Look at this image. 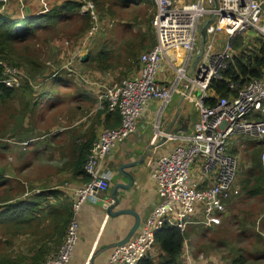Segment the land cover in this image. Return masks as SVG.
<instances>
[{
  "label": "built area",
  "instance_id": "obj_1",
  "mask_svg": "<svg viewBox=\"0 0 264 264\" xmlns=\"http://www.w3.org/2000/svg\"><path fill=\"white\" fill-rule=\"evenodd\" d=\"M68 1L80 2L82 15L90 18L85 43L109 26L108 22L105 26L100 22L93 1ZM150 2L155 7L152 22L155 45L141 53L138 70L119 84L104 88V93L99 95V100L107 103L109 113H118L120 125L102 128L91 144L83 164L88 183L61 187L71 202L73 218L62 244L43 264L70 263L78 243L79 225L75 215L89 199H99L108 192L111 177L110 173L100 172L101 163L135 132L136 122L144 115L149 102L158 104L153 127L155 138L175 146L150 169L159 203L146 216L140 231L127 244L116 247L106 264H139L153 254L155 236L167 227L184 234L197 227L211 228L216 223L213 216L226 213V202L233 195L238 164L229 151L230 140L247 137L264 146V70L260 78L250 79L242 87L230 84L234 95L216 98L214 104H208L212 97L209 85L212 80H222L221 71L233 60L235 40L241 39L247 47L255 39L264 42V0ZM211 20L205 30L204 55L193 72V61L199 54V28ZM218 40L222 43L216 51ZM163 63L174 71V78L167 86L156 82ZM19 80L16 70L0 60V84L14 89ZM183 82L185 89L181 92ZM175 94L192 103L198 112V123L191 133L160 129L162 114ZM260 161L264 168V154ZM185 245L180 264H192Z\"/></svg>",
  "mask_w": 264,
  "mask_h": 264
},
{
  "label": "trees",
  "instance_id": "obj_2",
  "mask_svg": "<svg viewBox=\"0 0 264 264\" xmlns=\"http://www.w3.org/2000/svg\"><path fill=\"white\" fill-rule=\"evenodd\" d=\"M3 1L5 0H0V10ZM92 1L96 2L97 5H101L100 0ZM109 1V17L120 20L122 14L123 16L127 15L130 16L129 20L133 25L138 22L139 17L136 12L138 7L144 5L147 9H151V13L154 10L153 4L148 0ZM79 9L80 5L72 1L59 7H53L50 11L36 16L16 18L15 15L0 12V55H3L15 44L35 38L39 33L55 32L60 24L71 19L78 18L87 21L78 14ZM111 18L110 20L114 22ZM87 26L86 24L84 28ZM138 32H140V29H138ZM137 33L136 35L133 31L130 33L131 36L136 38L125 43L124 48L128 49L125 57L115 53V48L109 45L94 55L89 53L83 64L91 66L94 71L107 73L113 68L126 63V72L129 71L126 76L134 73L137 67L136 63H138V58L141 55H138V53L146 49V43L152 46L145 51L150 50L155 45L152 32L147 33V37L144 36L142 39H138L140 35ZM145 38H147V42L143 43ZM136 40H138L137 44H132L130 47V44L136 43ZM233 50V60L221 71L222 80H212L209 85V93L212 95L208 102L209 105L214 104L216 98H227L234 95L235 92L229 88L230 84H238L239 87H242L250 79L260 78L263 74L264 42L255 39L254 44L247 47L242 44L241 39H236ZM113 55L117 57L118 61L120 59L121 61L114 62ZM43 74L44 71L40 75ZM72 83H74L73 77H70L69 80L65 77H54L50 87L45 88L37 97H35L33 89L27 84L15 89H9L0 84V132L3 131V127L7 122H13L15 131L8 134L9 139L19 143L20 147L26 143L25 147H21L23 149H27L31 145L42 144L41 141L45 138L46 133L44 128H37V123L43 119L45 111H52L60 106L58 90L61 88H73V93L68 97L70 100L79 103L78 109H81V105H84L85 112L82 114H88L93 109L95 100L79 87L73 86ZM49 104H51V107L48 108L47 105ZM105 107H107L106 104ZM105 107L101 110L102 112H107ZM37 109L40 110L36 114ZM101 111L98 110L97 115L102 113ZM5 112L8 114L7 118H5ZM93 129L94 125L91 126V130ZM54 132L52 131L53 135ZM0 136L2 135L0 134ZM58 139L62 140V137L59 135ZM94 140L95 137L92 133L82 137L73 135L69 137L67 146L59 144L58 148L56 147L61 154L69 156V160L60 168V172L70 173L71 181L88 183V178L83 173V164ZM260 153L259 150L253 152L251 170L246 174L247 177L244 181L245 186H247L245 190L251 195L264 194V173L260 165L261 162L257 159V156L261 155ZM251 181H253V184L249 186ZM3 188L5 190L0 194V200L3 199V201H0V242L10 244L13 238L26 237L35 239L39 247H33L29 250L31 256L29 258L12 259L1 255L0 264H23L25 259L28 262L27 264H43L45 259L52 255L58 246L62 244L67 225L73 218L70 200L58 188H41L38 193H34L37 190L36 188H31V194L33 193V195L26 197H22L24 187L21 185L17 187L9 186L8 188H5V184L0 185V189ZM185 238L186 234L181 233L179 230L168 227L163 229L154 239V247L158 254L156 256L148 255L139 264H179ZM231 264H240V262L234 259Z\"/></svg>",
  "mask_w": 264,
  "mask_h": 264
},
{
  "label": "crops",
  "instance_id": "obj_3",
  "mask_svg": "<svg viewBox=\"0 0 264 264\" xmlns=\"http://www.w3.org/2000/svg\"><path fill=\"white\" fill-rule=\"evenodd\" d=\"M52 1L55 6L65 3L63 0ZM43 4L39 0H5L2 2L0 12L9 15L17 9L31 11L32 7L43 8ZM221 43L222 40L217 41L216 51L219 50ZM136 66V70H138V63ZM95 75L101 79L99 82L84 79L88 86L97 89L93 96L87 93L95 100L93 109L88 113L91 118L86 120V116L82 114L84 107L78 109L75 106L72 109L71 122H65L62 126L53 128L55 129L54 135L57 138L59 135L62 137L59 144L66 145L69 142V137L73 135L82 137L92 133L96 138L102 128L119 127L118 113H109L105 107L107 103L99 100L98 97L104 88L119 84L121 81L117 83L119 78L110 75L98 73ZM173 78V69L163 63L156 82L159 85L167 86ZM184 89L185 82L181 84L180 91L182 92ZM103 107L107 112L101 111ZM157 107L156 101L149 102L144 115L136 122L135 132L103 159L100 172L110 173V187L107 193L99 196V199H89L76 213L75 218L79 225L78 243L69 264H106L112 251L119 247V244L128 237L134 227L136 219L133 215L111 216L106 211L112 203L111 191L115 185L129 186V189L117 191L120 203L114 213L127 210L136 214L140 219L138 229L123 245L127 244L140 231L146 216L159 203L155 187L150 179V169L159 157L167 156L175 144L155 138L153 127L156 121ZM98 110L102 113L97 115ZM197 123L198 112L194 105L183 100L180 94H175L162 114L160 129L172 133H191ZM93 125L94 129L91 130ZM242 138L245 137H235L229 142V151L231 152L235 150V143L238 141L240 151L244 150L248 160L245 162L241 157L237 159L234 155L240 172L232 187L233 195L226 203V213L214 215L216 223L211 228L197 227L186 233L184 243H186V252L192 264H231L234 259L239 260L240 264H264V203L261 201L264 194L251 195L245 190L247 186L244 184L246 174L251 170L252 154L257 150V147L249 145L248 141ZM236 139L238 140L232 143ZM25 146L21 145V147ZM257 159L260 160V156H257ZM122 165L130 166L123 169L122 172L120 171ZM260 165L264 173V168L261 163ZM125 174L130 177H125ZM61 175L71 177L70 173L66 172H62ZM252 184L253 181L249 186ZM52 188L56 189L57 187ZM58 189L61 190V188ZM182 252H184V247ZM157 254L155 251L152 256ZM180 262L183 263L182 260Z\"/></svg>",
  "mask_w": 264,
  "mask_h": 264
},
{
  "label": "rangeland",
  "instance_id": "obj_4",
  "mask_svg": "<svg viewBox=\"0 0 264 264\" xmlns=\"http://www.w3.org/2000/svg\"><path fill=\"white\" fill-rule=\"evenodd\" d=\"M39 1L44 2L43 8H39V6L35 8L32 7L31 11L17 9L11 15H15L16 18L42 15L50 11L53 7H56L52 0ZM67 2L71 1L65 0V3ZM77 3L80 5V2ZM94 3L97 7H95V12L99 17L100 22L104 26L108 22L109 26L103 27L95 38L88 43H85L84 41L87 32L90 29L91 21L87 15H82L80 6L78 14L81 17H84L87 21L78 18L71 19L60 24L55 32L39 33L35 38L29 39L23 43L15 44L3 55H0V60L12 67V69H15L17 76L20 77L18 87L16 88H20L27 84L33 89L35 97H37L45 88L50 87V83L54 77H65L68 80L70 77H73V86H77L79 89L93 96L97 92V89L93 86H88L84 82L85 78L92 82H99L101 79L95 75L98 73L119 78V80H117L118 83L127 77L126 74L129 71L126 72V63L113 68V70L107 73H100L94 71L91 66L83 64L84 61H82V58L89 53L94 55L98 53L99 50H102L109 45L115 48V53H119L121 57H125V54L128 51L127 48H124L125 43L136 38L131 36L130 33L133 31L136 35L138 29H140V32L137 33L140 35L138 39H142L144 36L147 37V33L149 32H152L155 39L152 25L155 16V8L153 13H151V9H147L144 5L138 7V9H136L139 17L138 22H136V25H133L129 20L130 16H123L122 14L120 20L117 18L114 19V17H109V0H100L101 5H97L96 2ZM110 18L114 20V22H112ZM86 24L88 26L84 28ZM245 38H247V36ZM137 41L138 40H136V43H131L130 47L132 44H137ZM146 42L147 38H145L143 43ZM145 46L146 49H149L152 45L146 43ZM145 50L140 51L138 55ZM113 59L114 62L118 61L115 55H113ZM119 61H121V59ZM43 71L44 74L40 75ZM105 78L107 79L108 77ZM72 89L61 88L58 90V93L60 94L58 96V99H60L59 102H61L60 106L52 111H45L42 120L39 118L41 121L37 123V128H44L46 133L45 138L41 141L42 144L36 146L31 145L29 148L23 149L19 146V143L13 142L8 138V134L15 131L14 123L7 122L4 125L3 131L0 132L2 135L0 136V185L5 184V188L21 185L24 187V195H22V197H26L33 195V193L31 194V188H36L37 190L34 192L36 193L41 188L54 186L61 188L65 185L80 184V181H71V177L68 175H61L60 168L69 160V156L61 154V152L56 149L61 141L56 135L52 134V131L55 130L53 129L54 126H62L65 122L69 123L72 120V109L75 106H78L77 102L70 100L68 97L73 93ZM101 94L102 92L100 95ZM81 106L84 107V105ZM47 107H51V104L47 105ZM39 110L40 109H37L36 114ZM83 112H85V108L83 109ZM85 116L86 120L91 118L88 114ZM7 117L8 114L5 112V118ZM51 129L53 130L51 131ZM238 139L232 141V143ZM242 139L247 140L249 145H255L257 150L261 152V155L264 154V146L256 144L253 139L247 137ZM240 149V144L237 141V143H235V150L230 153L233 156L235 155L237 159L238 157H241L246 162L248 158L245 156L244 150L240 151ZM239 172L238 169L237 175ZM3 190L5 189H0V194ZM0 201H3V199ZM261 201L264 203V195L261 198ZM33 247L38 248L39 244H37L35 239L26 237L13 238L10 244H5L1 241L0 256L11 257L12 259H19L20 257L29 258L31 257L29 250ZM155 251L158 253L156 249ZM27 263L26 259L23 260V264Z\"/></svg>",
  "mask_w": 264,
  "mask_h": 264
},
{
  "label": "water",
  "instance_id": "obj_5",
  "mask_svg": "<svg viewBox=\"0 0 264 264\" xmlns=\"http://www.w3.org/2000/svg\"><path fill=\"white\" fill-rule=\"evenodd\" d=\"M212 22L211 21H208V22H205V23H202V25L200 26L199 28V34H200V46H199V54L195 57L194 61H193V65H192V70L193 72L195 71L196 67H197V64L198 62L200 61V59L202 58V56L204 55V51H205V44H206V41H207V35H206V27ZM88 58V55H84V57L82 58V61H86ZM130 165H122L120 167V171L123 172V169L125 168H128ZM125 177L129 178L130 176L125 174L124 175ZM119 189H122V190H128L129 189V186H124V185H115L113 188H112V191H111V197H112V203L108 206L107 208V213L111 216H121V215H126V214H131L135 217V224H134V227L131 229L128 237L119 244V246H122L124 243H126L131 237L132 235L135 233V231L138 229L139 225H140V219L138 218V216L130 211H124V210H120V211H117L114 213V210L115 208H117V206L119 205L120 203V199H118L117 197V191Z\"/></svg>",
  "mask_w": 264,
  "mask_h": 264
},
{
  "label": "bare ground",
  "instance_id": "obj_6",
  "mask_svg": "<svg viewBox=\"0 0 264 264\" xmlns=\"http://www.w3.org/2000/svg\"><path fill=\"white\" fill-rule=\"evenodd\" d=\"M148 1H150V0H148ZM155 8V7H154ZM104 93V90L102 91V94ZM154 253V252H153ZM144 259V258H143Z\"/></svg>",
  "mask_w": 264,
  "mask_h": 264
}]
</instances>
